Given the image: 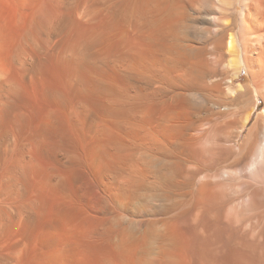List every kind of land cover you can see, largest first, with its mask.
I'll return each mask as SVG.
<instances>
[{
	"label": "rangeland",
	"instance_id": "374dc122",
	"mask_svg": "<svg viewBox=\"0 0 264 264\" xmlns=\"http://www.w3.org/2000/svg\"><path fill=\"white\" fill-rule=\"evenodd\" d=\"M117 1L0 0V264H101L119 215L184 211L182 139L150 114L146 31Z\"/></svg>",
	"mask_w": 264,
	"mask_h": 264
},
{
	"label": "bare ground",
	"instance_id": "6f19581e",
	"mask_svg": "<svg viewBox=\"0 0 264 264\" xmlns=\"http://www.w3.org/2000/svg\"><path fill=\"white\" fill-rule=\"evenodd\" d=\"M111 9L146 31L148 108L182 139L185 208L119 215L104 227L101 264H264V0H118Z\"/></svg>",
	"mask_w": 264,
	"mask_h": 264
}]
</instances>
